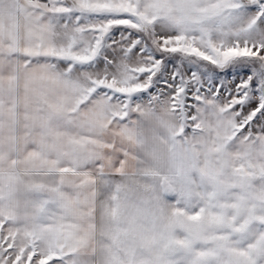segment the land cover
<instances>
[{
	"label": "snow or ice",
	"instance_id": "snow-or-ice-1",
	"mask_svg": "<svg viewBox=\"0 0 264 264\" xmlns=\"http://www.w3.org/2000/svg\"><path fill=\"white\" fill-rule=\"evenodd\" d=\"M0 264H264V0H0Z\"/></svg>",
	"mask_w": 264,
	"mask_h": 264
}]
</instances>
